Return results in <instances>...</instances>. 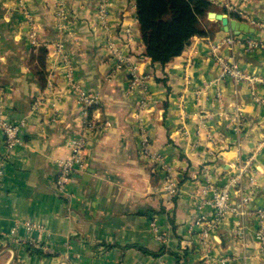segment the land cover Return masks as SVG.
<instances>
[{"label":"crops","instance_id":"crops-1","mask_svg":"<svg viewBox=\"0 0 264 264\" xmlns=\"http://www.w3.org/2000/svg\"><path fill=\"white\" fill-rule=\"evenodd\" d=\"M63 1L61 26L59 0H23L32 25L17 0H0V113L25 120L24 144L10 156L0 130V264H264V243L256 238L264 103L253 95L264 99V0H210L212 11L254 30L236 35L219 24L213 37L193 36L165 64L144 54L135 0H106L103 24L102 0ZM229 34L257 45L222 43ZM110 43L122 48L124 61ZM41 46L43 86L30 64ZM221 57L234 59L248 77L223 75ZM79 88L95 101H80ZM83 135L84 166L57 189L56 162ZM239 176L231 202L246 200L245 213L216 217L203 188L232 185ZM23 221L44 230L29 234L20 225L12 232ZM32 236L52 251L28 244Z\"/></svg>","mask_w":264,"mask_h":264},{"label":"built area","instance_id":"built-area-1","mask_svg":"<svg viewBox=\"0 0 264 264\" xmlns=\"http://www.w3.org/2000/svg\"><path fill=\"white\" fill-rule=\"evenodd\" d=\"M18 6L21 7L23 13H25L28 22L31 23L32 17L29 14L28 9L26 6L23 4V0H17ZM58 9L56 11V15L59 19V25L63 26L62 20L66 17L65 15V4L63 0H59L58 2ZM98 19L100 23H105L107 19V12H106V0H102V2L99 4V13H98ZM32 29L34 27L32 26ZM132 26L130 24H127L124 26L123 29V35H125L126 41H130V38L132 36ZM30 41L31 44L34 46H37L38 43L35 39V32L32 31L30 33ZM236 41H239L238 43L248 45V48H252L257 45V41L252 39V38H245V39H240L238 36L229 34L226 36L224 39V42L227 43H234ZM110 49L112 50L113 55L121 60H125V55L123 54V50L119 45H114L113 43H110ZM57 46V53L62 56L63 61L66 66H68V71H67V77H71V66L69 60L66 58V56L63 54V44L62 42H58L56 44ZM223 75L231 77L234 81H240L248 76L243 72L242 68L239 66V64L233 60L230 61L229 63H221ZM138 70V65H133L132 71L135 74V78L132 82V86H135L136 83H138L139 78L136 75V72ZM80 95L79 99L82 101L84 104H91L95 101V97L87 94L84 91H81L79 88ZM25 125V120L24 119H19V120H12L9 117H7L5 114L0 113V130L4 135V143H5V152L6 156H10L16 147H19L24 144L23 140V135L22 131ZM86 126L88 129H93L95 125L93 124L92 121L86 123ZM86 135H83L79 137L78 139H74L70 141V145L72 146V153L68 158L65 159H59L56 163L59 169V173L56 178L55 186L57 189H61L64 184L67 182L69 179V175L74 171L75 169H80L83 168L84 166V158H83V149L86 144ZM2 176V169H0V179ZM240 179V176L237 177ZM235 178L233 180V183L239 179ZM232 183V184H233ZM231 185L230 183H225V185H222L220 187H215L212 184H206L205 187L203 188V193L204 194H209V198L204 200V203H207L210 205L215 213L216 217H222L225 215L227 212L234 213V214H244V204L245 200L239 201L237 204H232L231 202ZM167 188L170 191H173V184L169 183L167 185ZM239 191V190H238ZM256 215L259 219V227L256 231V238L259 240L261 243H264V206L259 207L256 211ZM23 226L29 234H31L33 231H43L44 227L41 223L34 222V221H23L20 223H16L13 228L12 232H16L17 228L19 226ZM209 232H206L204 234V237H208ZM158 238H162L160 234H157ZM42 238L40 237H35L32 236L31 238H28V244L33 246L34 248H40V249H45L48 251H52V249L47 245V243L42 242Z\"/></svg>","mask_w":264,"mask_h":264},{"label":"trees","instance_id":"trees-1","mask_svg":"<svg viewBox=\"0 0 264 264\" xmlns=\"http://www.w3.org/2000/svg\"><path fill=\"white\" fill-rule=\"evenodd\" d=\"M135 10L144 54L160 64L181 54L193 36L211 38L219 30V23L207 15L215 10L210 0H135ZM45 56L43 46L30 56L32 71L42 86Z\"/></svg>","mask_w":264,"mask_h":264},{"label":"water","instance_id":"water-1","mask_svg":"<svg viewBox=\"0 0 264 264\" xmlns=\"http://www.w3.org/2000/svg\"><path fill=\"white\" fill-rule=\"evenodd\" d=\"M212 13L214 16H211ZM207 15L209 19L219 22L220 28L225 32H232L238 35L240 33H247L254 30L247 22L231 18L222 12L209 11Z\"/></svg>","mask_w":264,"mask_h":264},{"label":"rangeland","instance_id":"rangeland-1","mask_svg":"<svg viewBox=\"0 0 264 264\" xmlns=\"http://www.w3.org/2000/svg\"><path fill=\"white\" fill-rule=\"evenodd\" d=\"M226 38V37H225ZM224 38V39H225ZM239 38V37H238ZM241 39V38H240ZM239 41H236V42H234V43H227V42H224V40H222V43H225V44H227V45H230V46H235V45H243V44H241V43H238ZM234 59H227V60H225V59H223L222 57L221 58H219V64L220 65H222L221 63H229L230 61H233ZM243 70V69H242ZM243 72H244V70H243ZM245 73V72H244ZM228 78H229V76H228ZM230 79L232 80V81H234L231 77H230ZM241 81V80H240ZM234 82H236V81H234ZM237 82H239V81H237ZM254 96H255V100L256 101H258V103H264V99H261L260 97H258V96H256V94L254 93L253 94ZM238 114H240L239 112L237 113V117L235 116V118H236V120L237 119H240L241 117L238 115ZM239 117V118H238ZM242 178V177H241ZM241 178L239 179V182H238V184L241 182ZM208 184V183H207ZM210 184H212V185H214L213 183H210ZM234 184V183H233ZM232 184V185H233ZM215 186V185H214ZM215 187H220V186H215ZM235 189H236V187H235ZM238 193V192H237ZM246 201V200H245ZM246 203V202H245ZM257 211V210H256Z\"/></svg>","mask_w":264,"mask_h":264}]
</instances>
